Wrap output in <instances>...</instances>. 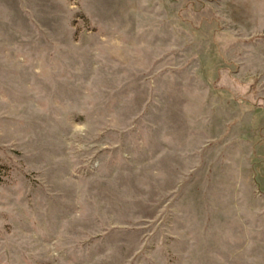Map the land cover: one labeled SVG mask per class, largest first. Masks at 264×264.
I'll return each mask as SVG.
<instances>
[{"label":"rangeland","instance_id":"374dc122","mask_svg":"<svg viewBox=\"0 0 264 264\" xmlns=\"http://www.w3.org/2000/svg\"><path fill=\"white\" fill-rule=\"evenodd\" d=\"M0 264H264V0H0Z\"/></svg>","mask_w":264,"mask_h":264}]
</instances>
